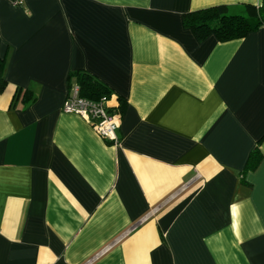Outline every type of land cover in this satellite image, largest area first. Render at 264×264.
Returning a JSON list of instances; mask_svg holds the SVG:
<instances>
[{
  "label": "crops",
  "instance_id": "1",
  "mask_svg": "<svg viewBox=\"0 0 264 264\" xmlns=\"http://www.w3.org/2000/svg\"><path fill=\"white\" fill-rule=\"evenodd\" d=\"M261 2L0 0V264H264V25L183 23ZM79 70L117 142L63 110Z\"/></svg>",
  "mask_w": 264,
  "mask_h": 264
},
{
  "label": "trees",
  "instance_id": "2",
  "mask_svg": "<svg viewBox=\"0 0 264 264\" xmlns=\"http://www.w3.org/2000/svg\"><path fill=\"white\" fill-rule=\"evenodd\" d=\"M183 23L199 39L210 34H214L219 40L240 38L264 25V0L258 6L246 4L237 10L226 6H213L190 11L184 14ZM3 68L4 59L0 56V90L6 84ZM73 76L79 96L94 101L107 100L110 97L111 89L90 72L79 70ZM123 104L120 100V106ZM259 159L260 153L255 148L248 158L247 168H253Z\"/></svg>",
  "mask_w": 264,
  "mask_h": 264
},
{
  "label": "built area",
  "instance_id": "3",
  "mask_svg": "<svg viewBox=\"0 0 264 264\" xmlns=\"http://www.w3.org/2000/svg\"><path fill=\"white\" fill-rule=\"evenodd\" d=\"M15 6L23 5L25 0H9ZM106 100H90L78 95V88L63 103V110L75 112L88 118L95 130L104 138L117 142L116 130L119 127L120 114L117 111L110 110Z\"/></svg>",
  "mask_w": 264,
  "mask_h": 264
}]
</instances>
